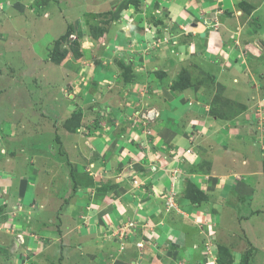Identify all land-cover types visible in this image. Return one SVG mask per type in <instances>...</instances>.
Here are the masks:
<instances>
[{"label":"crops","instance_id":"1","mask_svg":"<svg viewBox=\"0 0 264 264\" xmlns=\"http://www.w3.org/2000/svg\"><path fill=\"white\" fill-rule=\"evenodd\" d=\"M139 1L140 5L135 6L131 0H105L106 9L102 11L105 14H95L96 20L102 18L106 23L105 52L98 57L94 50L97 42L93 40H89L91 48L82 46L80 61L86 64L79 74L86 75L83 83L90 86L93 81L96 85L90 91L96 96L103 82L108 85L107 92L117 91L110 101L106 98L101 103H97V98L89 101L97 106L92 105L87 120L96 118L94 124L99 123V127L94 126V130L90 124L86 129L88 135L81 138L87 144V147L81 145L83 153L80 147L74 156L65 150L67 158H63L71 162L64 166L65 170L63 162L58 163L57 172H65L62 182L65 180L73 187L69 175L74 166L76 181L86 171L93 190L102 187L105 193L97 201L84 194L77 196L80 198L76 201L67 200L72 208L69 210L67 205L63 208L65 215L58 216L66 217L64 228L60 227L56 236L49 231L48 240L57 239L56 244L48 246L53 251L49 258L56 256L64 264H108L107 244L97 252L99 257L93 255L97 247H102L95 235L101 236L106 230L107 240L117 237L123 246L121 250L126 247V255H122L118 264H179L186 257L195 260V246L201 245L202 234L206 227L209 230L214 216L206 200L199 206L192 204L186 195L185 181L191 180L205 195L211 184L224 188L226 183L221 175L192 172L196 158L204 156V151L197 150L200 141L206 139L205 143L210 144L219 134L218 122L207 114V107L202 104L207 103L204 91L207 85L196 78L214 74L219 91L226 87L225 80L232 84L229 76L224 79L223 71L234 75L235 81L246 78L255 85L264 81V0ZM242 2L247 4L248 15L239 14ZM147 45L143 53L141 50ZM251 61L259 62L253 67ZM121 64L131 66L128 82ZM196 70L198 76H194ZM183 71L191 76V82L182 90L174 91L172 87ZM83 87L81 84L77 88ZM169 123L174 129L169 128ZM187 124L192 127L177 129L178 125ZM220 144L219 139L218 148ZM85 160H88L86 169L80 165ZM13 166L12 159L5 166L0 163V213L3 209L11 210L6 203L11 192L32 201L36 198L34 189L39 178L31 174L32 167L29 165V172L21 176ZM227 182L235 184L232 180ZM241 193L250 195L254 191L241 187ZM170 198L176 204L172 210L166 205ZM51 204L53 208L54 203ZM81 207L85 211L79 212ZM39 208L34 215L39 216L38 223L47 225L40 219ZM18 229L24 231L26 240L20 241L17 247L15 242V245L0 244V264H51L49 259L38 257L42 252L35 250L25 228ZM156 231L160 232L158 239L153 234ZM70 234L76 237L74 241ZM90 234L93 240L87 239ZM209 234H204L208 240ZM78 240L83 241L75 248L74 242ZM139 243L143 246H138ZM164 244L169 247L161 251ZM176 249L180 254L175 259Z\"/></svg>","mask_w":264,"mask_h":264},{"label":"rangeland","instance_id":"2","mask_svg":"<svg viewBox=\"0 0 264 264\" xmlns=\"http://www.w3.org/2000/svg\"><path fill=\"white\" fill-rule=\"evenodd\" d=\"M104 3L105 0H0V163L5 166L12 159L13 168L21 176L29 172L30 165L31 174L39 178L34 189V201L11 192L6 201L11 210L7 212L3 209L0 213V244H16L14 247H17L20 241L23 243L26 239L24 231H17L16 228H25L33 239L35 250L42 252L38 257L49 259L51 264H64L61 258H49L53 251L48 246L56 244L57 239L48 240V233L50 231L56 236L60 227L64 228L66 217L63 216L64 220L58 216L65 215L63 208L67 205L69 210L72 208L67 200L76 201L80 198L77 196L84 194L97 201L100 200L99 196L105 195L102 187L93 190L90 175L86 171L82 172L75 190V185L72 187L65 180L62 182L65 172H57L60 161L63 162V170L66 169L65 165L71 163L60 152L67 149L74 156L81 148L83 153L82 146L87 147V144L81 138L88 135L86 129L91 125L94 130V126L99 127V123L94 124L96 118L87 120L89 111L97 106L89 101L92 98L93 101L97 98V103L105 98L110 101L117 91L107 92L108 85L103 82L100 84L101 92L96 96L91 92L96 84L92 81L93 85L87 86L82 80L86 75L79 74L82 65L86 64L80 61V52L83 54L82 46L91 48L89 40L97 42L94 50L98 57L105 52L103 40H106V23L102 18L95 19L96 13L105 14L102 12L106 9ZM242 3L239 6L241 8ZM242 11L240 15L250 13L247 8L244 13ZM109 12L110 9L106 11ZM243 19L241 21H245ZM250 20L256 25L253 18ZM69 29H72L71 36L62 38ZM60 39L61 43L57 46ZM145 49H148V45L141 51L144 53ZM61 51H67L64 57L59 56ZM194 74L199 75L197 70ZM222 74L224 79L229 76L232 84L225 80L227 88L220 91L215 84L214 74H202L196 78L207 85L204 88L207 103L202 104L207 107V114L218 122L219 134L210 144L205 143L206 139H200L201 148L197 150L204 151V156L197 157L193 169H190L201 175H221L226 183L224 188H216L211 184L207 188L206 199H203L212 211L213 215H210L214 216L209 230L206 227L204 232H209L211 239L208 240L202 234L201 245L195 246V260L186 257L179 260V264H241L245 257L251 264H264V81L255 85L246 78L235 81L234 75L225 71ZM81 84L84 87L77 88ZM84 88L87 89L83 93ZM191 105L194 106L193 103ZM193 116L199 118V115ZM188 126L192 127L191 124L178 125L177 129L187 130ZM169 128L174 129L172 123H169ZM57 136H60L61 146L56 141ZM219 139L221 144L218 148ZM85 161L80 162L84 169L88 160ZM50 170L52 174H49ZM231 180L235 184L227 182ZM239 183L242 186L238 188ZM191 184V180L185 181L187 193L190 188H194ZM86 186H89L88 189ZM241 187L253 189L254 193L242 194ZM51 203H54L53 208ZM173 205H176L175 202ZM38 208L41 211L40 219L46 221L47 225L38 223L41 220L34 215V212L39 211ZM82 211H85L84 207L79 212ZM83 222L81 226H84ZM153 234L157 238L160 232ZM106 235L107 230L101 236L95 235L102 247H97L93 255L99 257L97 252L107 244L109 248L105 254L110 256L108 264H118L126 253V247L121 250L123 246L117 237L110 241ZM68 236L72 240L76 238L71 234ZM87 237L93 240L91 234ZM171 240L174 241V238ZM82 241L74 242L75 248ZM164 245L161 251L169 247ZM54 249H57L56 253L60 252L59 248ZM178 249L174 251L175 259L180 254Z\"/></svg>","mask_w":264,"mask_h":264},{"label":"trees","instance_id":"3","mask_svg":"<svg viewBox=\"0 0 264 264\" xmlns=\"http://www.w3.org/2000/svg\"><path fill=\"white\" fill-rule=\"evenodd\" d=\"M134 1H136V2H134ZM131 2L135 5V6H139L140 5V1L139 0H131ZM247 4H244V3H242V10H244L245 11V6H246ZM72 29H69L68 30V32L62 37V38H66V37H70L71 36V34H72V31H71ZM103 35V34H102ZM61 40L62 39H60L59 41H57V43H56V45L57 46H59L60 45V43H61ZM66 53H67V51H61L60 52V57H64L65 55H66ZM83 54L80 52V57L82 56ZM54 60H56L57 61V59L56 58H54ZM121 66L124 68V70H125V72H124V76L126 77L125 78V80H126V82H128L130 79H131V77H130V69H131V66H126V65H124V64H121ZM179 80H177L175 83H174V85H173V87H172V89L174 90V91H180V90H182L183 88H185L187 85H189V83L191 82V76L190 75H188L185 71H183L181 74H180V76H179V78H178ZM56 141H57V143H59V145L61 146L62 145V143H61V140H60V136H57V139H56ZM61 153V155H63V156H65L66 158H67V154H66V151L65 150H63V151H61L60 152ZM70 165V164H69ZM70 175H71V178H72V181L74 182V190L76 189V183L78 182V181H76V173L73 171V170H71L70 171ZM74 176V177H73ZM192 183V182H191ZM194 188H190L189 189V191H188V193L186 194L187 195V197L190 199V201L192 202V204L193 205H195V206H199L200 205V203H201V201H203V199H206V195L205 194H203L193 183L191 184ZM186 192H187V190H186ZM243 262V263H242ZM242 262H241V264H251L250 263V261H249V259H248V257L246 258H244L243 260H242Z\"/></svg>","mask_w":264,"mask_h":264},{"label":"built area","instance_id":"4","mask_svg":"<svg viewBox=\"0 0 264 264\" xmlns=\"http://www.w3.org/2000/svg\"><path fill=\"white\" fill-rule=\"evenodd\" d=\"M167 209L169 210L170 208H174L175 207V205H173V199L172 198H170L168 201H167ZM138 246H143V244L142 243H139L138 244Z\"/></svg>","mask_w":264,"mask_h":264}]
</instances>
